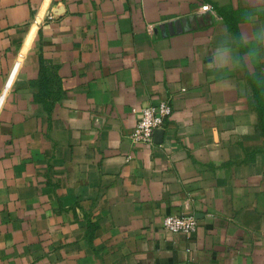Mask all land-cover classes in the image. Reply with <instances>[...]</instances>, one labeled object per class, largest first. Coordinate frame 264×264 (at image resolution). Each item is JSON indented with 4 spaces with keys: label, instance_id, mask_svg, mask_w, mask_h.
<instances>
[{
    "label": "crops",
    "instance_id": "1",
    "mask_svg": "<svg viewBox=\"0 0 264 264\" xmlns=\"http://www.w3.org/2000/svg\"><path fill=\"white\" fill-rule=\"evenodd\" d=\"M256 80L264 0H0V264H264Z\"/></svg>",
    "mask_w": 264,
    "mask_h": 264
},
{
    "label": "built area",
    "instance_id": "2",
    "mask_svg": "<svg viewBox=\"0 0 264 264\" xmlns=\"http://www.w3.org/2000/svg\"><path fill=\"white\" fill-rule=\"evenodd\" d=\"M208 10H211L210 4L201 2L198 11L203 13ZM147 30L153 35L159 34L157 24L148 23ZM137 111L138 119L129 137L134 143L152 144L154 132L165 127L172 112L170 100L164 99L157 104L144 105L137 108ZM197 225L198 219L189 210L188 204L170 211L163 217V229L171 233L191 234L195 232Z\"/></svg>",
    "mask_w": 264,
    "mask_h": 264
},
{
    "label": "trees",
    "instance_id": "3",
    "mask_svg": "<svg viewBox=\"0 0 264 264\" xmlns=\"http://www.w3.org/2000/svg\"><path fill=\"white\" fill-rule=\"evenodd\" d=\"M255 107L259 113L260 121L257 129L264 135V80L253 82Z\"/></svg>",
    "mask_w": 264,
    "mask_h": 264
},
{
    "label": "water",
    "instance_id": "4",
    "mask_svg": "<svg viewBox=\"0 0 264 264\" xmlns=\"http://www.w3.org/2000/svg\"><path fill=\"white\" fill-rule=\"evenodd\" d=\"M205 15L208 16L207 13ZM194 18L195 16H186L183 18L173 20L172 22L162 24L161 30L163 31V33H167V29H169L170 32L180 31L183 29V26L187 27V24H189V22ZM155 132H163V130L157 129Z\"/></svg>",
    "mask_w": 264,
    "mask_h": 264
}]
</instances>
